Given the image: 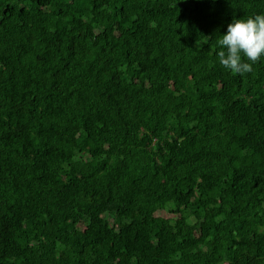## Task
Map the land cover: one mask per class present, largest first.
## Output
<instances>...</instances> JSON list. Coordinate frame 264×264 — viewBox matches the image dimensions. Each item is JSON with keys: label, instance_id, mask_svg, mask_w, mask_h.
I'll use <instances>...</instances> for the list:
<instances>
[{"label": "trees", "instance_id": "1", "mask_svg": "<svg viewBox=\"0 0 264 264\" xmlns=\"http://www.w3.org/2000/svg\"><path fill=\"white\" fill-rule=\"evenodd\" d=\"M264 0H0V264H264V62L216 40Z\"/></svg>", "mask_w": 264, "mask_h": 264}, {"label": "clouds", "instance_id": "2", "mask_svg": "<svg viewBox=\"0 0 264 264\" xmlns=\"http://www.w3.org/2000/svg\"><path fill=\"white\" fill-rule=\"evenodd\" d=\"M217 62L227 71L243 76L264 62V13L233 17L226 32L216 40Z\"/></svg>", "mask_w": 264, "mask_h": 264}]
</instances>
